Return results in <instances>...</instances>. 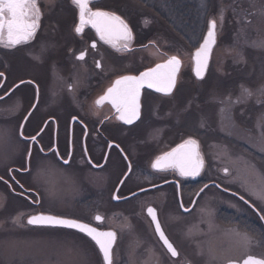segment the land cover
Listing matches in <instances>:
<instances>
[{"label":"rangeland","instance_id":"374dc122","mask_svg":"<svg viewBox=\"0 0 264 264\" xmlns=\"http://www.w3.org/2000/svg\"><path fill=\"white\" fill-rule=\"evenodd\" d=\"M145 1L106 0L101 7L117 12L140 37L158 40L167 58L177 56L181 60V72L175 92L167 99V114L163 112L164 104L153 102V109L147 114L153 118L151 123L132 132L143 137L147 145L135 148L128 137L121 140L132 167L122 193L131 194L153 184L149 176L141 174L143 157L149 165L166 146L168 151L186 139H194L202 143L207 163L204 183L214 181L237 199L219 189L207 188L189 214L180 212L172 196L165 203H157L160 196L157 193L156 197L147 194L122 203H106L103 211L97 210L96 203L92 216L100 213L104 218L102 228L118 236L113 264H229V261L241 263L248 256L264 258V229L252 209L241 204L245 201L264 215V201L257 199V194L264 192V96L259 97L260 103L256 102L255 94L247 102L235 103L241 95V86L254 93L264 86V47L252 46L264 41V0H163L167 10L157 14L143 8ZM147 1L151 6L158 2ZM221 7L225 9L222 27ZM63 8L47 15L50 21L45 23L44 41L61 39L62 34L54 32L57 28L51 20L63 26L71 22L70 10ZM212 19L217 20L218 42L208 75L197 81L191 73L192 56ZM237 53H242L243 61L237 62ZM162 59L156 51L155 61ZM54 74L53 80L60 90L62 79L57 72ZM85 81H81L82 91L88 88ZM229 96L234 106L222 113L226 105L220 100L227 101ZM75 103L79 104L80 99ZM258 121L261 127H257ZM233 122L235 128L231 127ZM17 136V127L1 114L0 169L21 160ZM73 168L74 165L65 168L50 162L43 165L39 186L43 199L80 198L82 187L73 175ZM107 171L115 179L112 181L115 186L127 174L126 163L111 157ZM4 200L0 195V264H104L94 243L84 235L68 229L28 226L26 219L31 213L15 214L20 203H3ZM42 205L48 211L68 214H75L77 206L76 203ZM150 206L162 209L161 223L179 252L177 258L170 256L158 241L146 215ZM17 216L20 222L14 223ZM235 232L250 236L251 246L246 247Z\"/></svg>","mask_w":264,"mask_h":264},{"label":"flooded vegetation","instance_id":"af4514ba","mask_svg":"<svg viewBox=\"0 0 264 264\" xmlns=\"http://www.w3.org/2000/svg\"><path fill=\"white\" fill-rule=\"evenodd\" d=\"M105 1L89 0V7L93 11H106L120 16L113 9L101 7ZM162 1H153L155 6L149 5L150 11L157 14L160 10H167V4ZM57 3L59 5H55ZM37 5L41 16L35 36L15 48L9 49L0 45V73H3L0 76V115L4 114L6 121L17 127V139L21 148L19 154L22 155L21 160L15 162L13 166L0 169V195L5 197L3 203H20V208L15 214L31 213L26 223L33 216H57L69 220L78 219L101 232L112 230L102 228L104 218L102 222L97 221L95 217L100 213L92 216L93 209L98 207L97 210L103 211L106 203L128 201L126 200L128 197L146 189L151 190L136 197L147 194L156 197L159 194L156 202L165 203L172 196L178 203L180 212L191 213L197 205L195 203L197 194L205 186L217 184L214 181L204 183L208 168L202 143L198 140H196L199 145L198 152L204 162L199 176L182 177L173 169L164 171L154 169L152 165L156 159L176 147L167 151L166 146L165 151L160 153L153 163L148 165V160L142 158L141 174L149 176L153 184L131 194L122 193L132 171L127 153L121 144L122 138L128 137L129 144L135 148L143 147L146 144L144 138L132 132L142 125L151 123L153 118L147 114L153 109V102L164 104L163 112L167 114V99L173 94L165 96L148 87L142 88L140 118L131 124H125L119 119L121 113L116 111L109 100H105L101 105L96 103L122 76H139L158 64H165L167 52L160 48L158 40L152 37H140V34L128 23L131 39L116 41L115 46L113 43L101 40L90 24L85 26L82 33H76L79 11L71 0H37ZM161 5H163L162 9ZM64 6L70 10L71 22L63 26L51 20L52 26L57 28L54 32H59L63 36L61 35V39L44 41L42 36L45 23L46 20L50 21L46 18L47 15L65 10ZM203 41L201 40L197 49ZM93 43L96 44L95 48L92 47ZM156 51L163 57L162 60L155 61ZM81 52L85 53L83 61L77 59ZM97 62L100 67L96 66ZM55 72L61 77L65 91L63 88L59 90V85L53 80ZM191 73L193 75V72ZM82 80H86L84 83L88 86L83 91L80 89ZM60 91L61 95H59ZM77 98L80 99L79 104L75 103ZM21 130L23 136L20 135ZM32 137H35V141ZM111 157L124 161L127 167V174L115 186L112 183L115 179H112V175L107 171ZM65 160L68 162L64 163ZM47 162L65 168L74 165L73 175L80 181L82 187L79 199H43L42 190L39 189L40 176L43 174V165ZM210 188L215 187L211 186L208 189ZM190 200L192 201L189 206L187 203ZM42 203H76V213L48 211ZM241 204L251 210L245 203L241 202ZM150 207L156 210L162 226V209ZM34 211L36 213H33ZM253 213L256 215L255 212ZM256 217L264 229L261 219L257 215ZM147 218L157 237L152 220L148 215ZM158 241L160 242L159 239ZM160 244L166 251L161 242Z\"/></svg>","mask_w":264,"mask_h":264},{"label":"snow or ice","instance_id":"6c2138e0","mask_svg":"<svg viewBox=\"0 0 264 264\" xmlns=\"http://www.w3.org/2000/svg\"><path fill=\"white\" fill-rule=\"evenodd\" d=\"M71 2L79 11V25L75 27L76 33H82L85 26L90 24L99 34L101 40H104L106 43H113L114 46L116 41L131 39V31L120 16L106 11H93L89 7V0H71ZM224 11L223 7L219 10L221 27L224 21ZM40 16L41 12L37 5V0H0V45L11 49L30 41L39 28ZM217 28V20L212 19L209 22L207 38L195 52V75L200 80L204 79L208 59L212 47L216 42ZM239 35L238 33L237 42H239ZM252 46L264 47V41L254 42ZM92 47L95 48L96 44L93 43ZM237 55L239 57L237 62L243 61L242 53H237ZM77 59L83 61L85 53L81 52ZM96 66L100 67L99 62H97ZM180 66L181 60L177 56H172L165 64H158L155 68L143 72L139 76H122L115 81L113 87L107 90V94L97 100L96 103L97 105H101L105 100H109L116 111L121 113L119 119L123 120L125 124H131L134 120L140 118L141 89L147 86L149 89H154L157 93L171 96L173 90L176 88ZM2 75L3 73H0V76ZM254 94L258 97L256 102L260 103L259 97L264 96V86L258 88L255 93L251 89L241 86V95L237 97L235 103L247 102ZM220 103L226 105L225 108L221 109L222 113L230 111L231 107L234 106L231 96L227 98V101L220 100ZM201 126H204L203 121ZM261 126V123L258 121L257 127ZM231 127H236L234 122ZM20 135L23 136L22 130ZM32 140L35 141V137H32ZM198 147L199 145L196 140L188 139L172 152L158 157L152 167L160 171L173 169L182 177L195 178L200 175L204 163L197 151ZM67 162V160L64 161V163ZM227 171L225 169L226 174ZM116 198L119 199V197ZM241 199L243 200V197ZM257 199L264 201V192L257 194ZM147 213L155 223V231L159 233L160 239L167 247L168 252L173 257H176L178 252L162 231L157 219L156 210L149 207ZM95 219L99 222L103 221V217L99 215ZM260 219L264 220V215H261ZM13 222L19 223L20 217L17 216ZM27 223L29 225L76 229L95 242L99 247V251L103 254L105 264H113V245L117 238V234L114 231L101 232L88 224L57 216H33L28 219ZM234 234L241 237L246 247L251 246L253 243L252 238L247 234L241 235L238 232ZM229 264H235V262L229 261ZM243 264H264V258L248 256L243 260Z\"/></svg>","mask_w":264,"mask_h":264},{"label":"water","instance_id":"95a60500","mask_svg":"<svg viewBox=\"0 0 264 264\" xmlns=\"http://www.w3.org/2000/svg\"><path fill=\"white\" fill-rule=\"evenodd\" d=\"M207 38V33H206V36H205V38H204V40ZM217 42H218V40H217V36H216V42H215V44L213 45V47H212V50H211V54H210V57H209V59H208V63H207V68H206V70H205V73H204V79L206 78V76H207V74H208V70H209V67H210V64H211V61H212V58H213V53H214V50H215V48H216V46H217ZM203 43H204V41H203ZM202 43V44H203ZM201 44V45H202ZM196 52V51H195ZM195 52H194V56H193V74H194V76H195V78H196V80L197 81H203V80H200V79H198L197 77H196V75H195V67H196V65H195ZM170 58H167V61L169 60ZM180 70H181V66H180ZM179 70V73H178V77H179V74H180V71ZM178 77H177V83H178ZM145 87H147V86H145ZM176 87H177V84H176ZM152 90H154V89H152ZM175 90H176V88L173 90V93L175 92ZM155 91V90H154ZM156 92V91H155ZM172 93V94H173ZM163 94V93H162ZM181 145V144H180ZM179 146V145H178ZM178 146H176L175 148H173L170 152H172L174 149H176ZM197 151H198V149H197ZM170 152H168V153H170ZM124 180H126V177H125V179ZM124 180H123V182H124ZM211 186H213V187H216L217 189H219V190H221L222 192H224V193H226V194H228V195H231V196H233V197H236L235 195H233V194H231V193H229L228 191H225L224 189H222L218 184H212V185H207L206 187H204L198 194H197V196H196V199H195V203L197 202V200L199 199V197L205 192V190L207 189V188H209V187H211ZM149 190H151V189H146V190H143V191H140V192H137V193H135V194H133V195H131L130 197H128L126 200H129V199H132V198H135L136 196H138V195H140V194H142V193H144V192H148ZM240 200H242L241 198H240ZM244 203H245V201H244ZM247 203V202H246ZM245 203V204H246ZM247 205V204H246ZM248 207H250L251 209H252V211L253 212H255L256 213V215L260 218V216H261V214L256 210V209H254V208H252L251 206H249V205H247ZM147 213V212H146ZM157 214V213H156ZM147 215H148V213H147ZM149 216V215H148ZM150 217V216H149ZM150 219H151V217H150ZM157 219H158V216H157ZM152 220V219H151ZM158 221H159V219H158ZM262 221V223H263V225H264V220H261ZM153 222V221H152ZM160 223V222H159ZM153 225H154V228H155V223L153 222ZM161 225V224H160ZM30 226H33V227H45V228H61V229H68V228H63V227H51V226H40V225H30ZM161 229H162V226H161ZM68 230H73V231H75V232H78V233H80L78 230H76V229H68ZM162 231H163V229H162ZM164 232V231H163ZM81 234H83V235H85L84 233H81ZM156 234H157V237H158V239L160 240V242L162 243V245L164 246V248L166 249V251L168 252V250H167V247L164 245V243H163V241L160 239V236H159V233H157L156 232ZM164 234H165V232H164ZM86 236V235H85ZM165 236H166V234H165ZM88 237V236H87ZM167 237V236H166ZM88 238H90V237H88ZM91 239V238H90ZM167 239H168V237H167ZM169 240V239H168ZM93 241V240H92ZM116 241H117V238H116ZM94 242V241H93ZM169 242H170V240H169ZM171 243V242H170ZM94 244H95V242H94ZM172 244V243H171ZM96 245V244H95ZM115 245H116V242H115V244L113 245V250H114V248H115ZM173 245V244H172ZM96 247L98 248V250H99V247L96 245ZM175 248V247H174ZM100 252V251H99ZM169 254H170V256H172L171 255V253L170 252H168ZM100 254H101V256H102V259H103V254L100 252ZM179 255V254H178ZM178 255L176 256V257H173V258H177L178 257ZM103 262H104V260H103ZM104 264H105V262H104ZM235 264H243V261L241 262V263H235Z\"/></svg>","mask_w":264,"mask_h":264},{"label":"trees","instance_id":"16d2710c","mask_svg":"<svg viewBox=\"0 0 264 264\" xmlns=\"http://www.w3.org/2000/svg\"><path fill=\"white\" fill-rule=\"evenodd\" d=\"M139 1V0H138ZM163 2V1H162ZM167 2H168V0H167ZM142 3H144V5H145V7H143L145 10H150V6L148 5L149 3H148V1L146 0L145 2H142ZM141 3V4H142ZM168 7H170V6H168ZM167 8V7H166Z\"/></svg>","mask_w":264,"mask_h":264}]
</instances>
